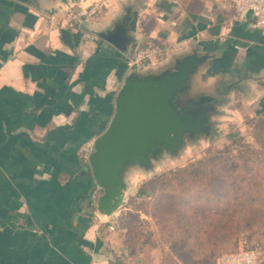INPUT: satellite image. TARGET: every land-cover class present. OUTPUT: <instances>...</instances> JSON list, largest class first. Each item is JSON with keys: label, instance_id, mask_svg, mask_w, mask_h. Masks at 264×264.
<instances>
[{"label": "crops", "instance_id": "0c3cea01", "mask_svg": "<svg viewBox=\"0 0 264 264\" xmlns=\"http://www.w3.org/2000/svg\"><path fill=\"white\" fill-rule=\"evenodd\" d=\"M99 1L106 7L81 24L63 18L59 0H0V264H149L120 230V209L97 213L100 191L80 153L108 127L141 49L158 50L141 73L207 56L190 96L223 92L225 113L264 120V32L250 15L239 19L227 0L82 3ZM135 12L128 56L99 33ZM225 113L212 118L231 120Z\"/></svg>", "mask_w": 264, "mask_h": 264}, {"label": "water", "instance_id": "95a60500", "mask_svg": "<svg viewBox=\"0 0 264 264\" xmlns=\"http://www.w3.org/2000/svg\"><path fill=\"white\" fill-rule=\"evenodd\" d=\"M28 1V0H20ZM73 11L78 0H59ZM138 12L99 35L128 56L136 48ZM81 24L88 19L80 18ZM207 56L197 51L174 60L157 73L129 71L115 96L112 119L94 141L88 168L99 189L97 213L108 218L121 209L129 196L127 180L132 171L148 172L165 156L176 157L186 146L212 131V117L225 94L190 96L191 84Z\"/></svg>", "mask_w": 264, "mask_h": 264}, {"label": "rangeland", "instance_id": "374dc122", "mask_svg": "<svg viewBox=\"0 0 264 264\" xmlns=\"http://www.w3.org/2000/svg\"><path fill=\"white\" fill-rule=\"evenodd\" d=\"M78 1L75 3L72 12L77 10L80 5L87 6L82 3L84 0ZM69 12L70 10H66L63 18L69 19ZM223 108V106L218 108L219 114L225 113ZM234 109L231 108L229 110L231 112L225 113L227 114L226 117L231 120L218 122L217 118H212V133L208 137L202 136L194 142H187L186 146L176 157L165 156L161 162L155 164L153 170L148 172L136 170L137 174L132 179V190L125 205L117 214L118 218L122 219H120V230L124 229L123 227L125 229L128 228L129 242L136 246L139 245V247L142 245L141 258H146L149 264L150 262L168 264V256H177V250H174V245L177 243L180 229L189 227L182 224L177 227L174 219L175 215L165 214L164 208L159 205V196L173 194V196L184 198L188 190L192 188L194 192L202 190L205 194L221 197L223 193L222 185H220L222 180L218 178V171L213 167L214 164L212 163L215 157L221 162L235 160L237 165L241 167L247 166V162L251 159L254 161L253 165H251L253 168L259 165L262 166V169L264 168V136L262 137L260 133H257L256 126L258 121L251 120L247 116L245 119L238 120L237 116L239 114ZM238 109L243 113H247L246 106H241ZM82 160L86 163L85 158ZM199 161L202 162L201 168L207 171L208 176L203 177L195 185L191 180L181 181L183 174H178L177 172L183 169L193 170L192 166L194 165L199 168ZM237 165L235 164L234 168H237ZM209 171H211L213 179L210 177ZM243 175L246 178L250 177L245 172ZM197 179H199L198 176ZM212 180L216 181L214 185L211 184ZM166 183L167 186L168 184L170 185V187L168 186L169 188ZM190 183L193 186L189 187ZM195 205L197 206L194 207L196 214L199 215L200 213H203V216H206V214L221 215V213H224V209H222V205L218 200L216 202L210 201L204 208L199 203H195ZM187 208L185 205L177 206L178 211H183ZM258 211L261 213L257 207L253 209L254 213L260 214ZM250 224L251 233H254L253 236H242L236 246L232 248L233 250L231 248L225 249L219 244L214 245L208 251V249L206 250V248L202 247L203 242L201 236L198 235L196 240L192 239L190 241L187 249L177 252L186 254L189 251L191 252V250H196L197 257L193 264H217L218 257L223 253L231 252L241 247L254 248L256 246L261 252V264H264V238L257 235L264 233V219H250ZM217 226L213 224L211 227H205L204 230L212 231L213 229H218ZM194 231H199V228L195 227ZM172 234H175L177 239L172 238Z\"/></svg>", "mask_w": 264, "mask_h": 264}, {"label": "trees", "instance_id": "16d2710c", "mask_svg": "<svg viewBox=\"0 0 264 264\" xmlns=\"http://www.w3.org/2000/svg\"><path fill=\"white\" fill-rule=\"evenodd\" d=\"M257 133L260 136H264V120L258 121L256 126ZM253 160L249 159L247 166L241 167L237 165L236 161L221 162L216 157L213 158V167L218 171V178L222 180V196L205 194L202 190L199 192L192 191V188L188 190L184 198L173 196V194H163L159 196V205L164 208L165 214L175 215V224L177 227L182 225L189 226L188 228L180 229L177 243L174 245V250L183 251L187 249L192 239L196 240V237L201 236L202 247L212 249L214 245L221 244L225 249L234 248L238 240L244 235H252L250 219L260 220L264 219V168L262 166H255L253 168ZM237 168H234V165ZM202 162L199 161L198 166L194 165L193 170L183 169L178 171V174H183L181 181L191 180L192 183H199L203 177L208 176L207 171L201 168ZM216 166V167H215ZM201 169V170H198ZM247 173L250 177L246 178L243 173ZM210 177L211 171H209ZM194 176V178H193ZM197 176L199 179H197ZM188 181V182H191ZM215 180L211 181V184H215ZM243 182H245L243 184ZM167 186V183H166ZM170 187V185L168 184ZM167 186V187H168ZM191 183L189 187H191ZM168 187V188H169ZM220 198V199H219ZM219 201L222 205L224 213L221 215H207L203 216V213L196 214L195 203L201 204L204 208L210 201ZM185 205L187 209L177 210V206ZM257 207L261 213H254L253 209ZM257 212V211H255ZM198 215V216H197ZM215 224L218 229L212 231H205V227H211ZM221 226V229H220ZM199 228V231H194V228ZM182 228V227H181ZM202 230V231H200ZM258 237L264 238V233L257 234ZM255 237V236H254ZM172 238H176L175 234H172ZM179 241V242H178ZM198 241V240H197ZM263 242V241H260ZM264 243V242H263ZM264 246V244H263ZM255 249H258L254 246ZM233 250V249H232ZM177 253V256H168V264H193L197 257L196 250H191L189 253Z\"/></svg>", "mask_w": 264, "mask_h": 264}, {"label": "built area", "instance_id": "2783aa9c", "mask_svg": "<svg viewBox=\"0 0 264 264\" xmlns=\"http://www.w3.org/2000/svg\"><path fill=\"white\" fill-rule=\"evenodd\" d=\"M227 2L239 19H244L250 15L253 19L252 26L264 32V0H227ZM104 7H106V3L103 1L93 2L87 6L80 5L74 12H69V19L92 18ZM157 52L155 46H147L141 49L136 58L128 62V67L135 69L143 66ZM94 141L95 139H89L81 147L80 153L86 159V164L93 150ZM217 264H261V256L258 249L241 247L221 254L217 259Z\"/></svg>", "mask_w": 264, "mask_h": 264}]
</instances>
